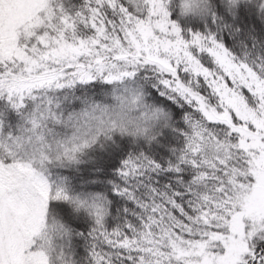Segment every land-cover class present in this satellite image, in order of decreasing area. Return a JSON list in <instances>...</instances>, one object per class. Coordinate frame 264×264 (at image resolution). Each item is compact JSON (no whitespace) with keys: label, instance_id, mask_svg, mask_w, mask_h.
<instances>
[{"label":"snow or ice","instance_id":"1","mask_svg":"<svg viewBox=\"0 0 264 264\" xmlns=\"http://www.w3.org/2000/svg\"><path fill=\"white\" fill-rule=\"evenodd\" d=\"M0 264H264V0H0Z\"/></svg>","mask_w":264,"mask_h":264},{"label":"clouds","instance_id":"2","mask_svg":"<svg viewBox=\"0 0 264 264\" xmlns=\"http://www.w3.org/2000/svg\"><path fill=\"white\" fill-rule=\"evenodd\" d=\"M180 3L182 4L183 3V0H180Z\"/></svg>","mask_w":264,"mask_h":264}]
</instances>
